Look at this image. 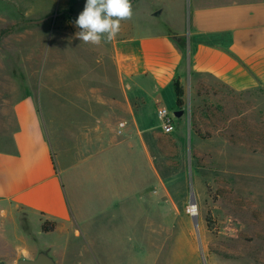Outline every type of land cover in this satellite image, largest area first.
<instances>
[{"label":"crops","instance_id":"1","mask_svg":"<svg viewBox=\"0 0 264 264\" xmlns=\"http://www.w3.org/2000/svg\"><path fill=\"white\" fill-rule=\"evenodd\" d=\"M49 1L74 12L86 3ZM132 5V18L110 43L48 46L45 63L18 69L38 73L44 97L21 80L20 96H0V264L38 253L55 264H199L172 251L162 256V232L193 239L195 226L151 225L150 168L166 154L160 121L155 126L149 113L188 74L194 86L206 76L237 93L264 90V0ZM77 17L68 18L72 38ZM138 28L147 34L134 35ZM81 68L90 77L78 75ZM44 221L55 224L52 232L41 230Z\"/></svg>","mask_w":264,"mask_h":264},{"label":"rangeland","instance_id":"2","mask_svg":"<svg viewBox=\"0 0 264 264\" xmlns=\"http://www.w3.org/2000/svg\"><path fill=\"white\" fill-rule=\"evenodd\" d=\"M27 1L33 8L0 0V96L8 98L21 94L15 80L33 81L31 95L45 96L38 73L18 69L45 63L48 46L58 50L85 46L70 36L68 18L76 12L49 0ZM38 20L44 21L31 23ZM133 34H147V29H135ZM104 71V79L112 81V71ZM77 74L90 77L85 68ZM189 76L182 87L181 107L168 91L149 110L155 126L159 109L182 111L174 120V132L159 140L165 162L161 158L160 167L157 162L150 168L151 225L197 223L193 239L184 231L162 232L167 237L162 256L172 251L188 263L198 259L199 264H264V90L237 93L206 76L194 86ZM154 169L164 179L165 190ZM191 198L196 206L193 218L186 213ZM158 199L161 208L155 204ZM180 236L181 245H175Z\"/></svg>","mask_w":264,"mask_h":264},{"label":"clouds","instance_id":"3","mask_svg":"<svg viewBox=\"0 0 264 264\" xmlns=\"http://www.w3.org/2000/svg\"><path fill=\"white\" fill-rule=\"evenodd\" d=\"M133 16L132 0H86L74 21L75 35L86 44L110 43L121 31V22Z\"/></svg>","mask_w":264,"mask_h":264},{"label":"built area","instance_id":"4","mask_svg":"<svg viewBox=\"0 0 264 264\" xmlns=\"http://www.w3.org/2000/svg\"><path fill=\"white\" fill-rule=\"evenodd\" d=\"M158 119L160 121V129L163 134H171L175 130L174 120L177 119L174 117L173 113H168L164 108L158 110ZM186 213L190 217L196 216V206L189 203L186 207Z\"/></svg>","mask_w":264,"mask_h":264},{"label":"water","instance_id":"5","mask_svg":"<svg viewBox=\"0 0 264 264\" xmlns=\"http://www.w3.org/2000/svg\"><path fill=\"white\" fill-rule=\"evenodd\" d=\"M44 20L32 21L31 23L40 24ZM174 117L178 118L182 115V111L177 110L174 113ZM190 203L194 204L193 198L190 199ZM194 226H197L196 220L194 221ZM15 264H55L54 261L44 253H38L32 259H19Z\"/></svg>","mask_w":264,"mask_h":264},{"label":"trees","instance_id":"6","mask_svg":"<svg viewBox=\"0 0 264 264\" xmlns=\"http://www.w3.org/2000/svg\"><path fill=\"white\" fill-rule=\"evenodd\" d=\"M80 12H76L74 13V16H78ZM72 18V17H71ZM4 33H1V36L3 35ZM174 94H175V105L177 107H181L183 105V100H182V97H183V88L182 86L180 85L179 81L178 80H175L174 81ZM55 228V224L54 223H51V222H47V221H44L42 224H41V230L45 233H48V232H52Z\"/></svg>","mask_w":264,"mask_h":264}]
</instances>
